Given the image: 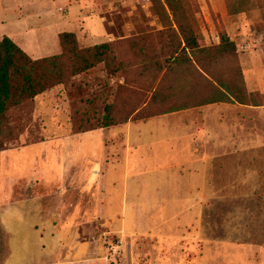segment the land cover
<instances>
[{"label":"rangeland","instance_id":"obj_1","mask_svg":"<svg viewBox=\"0 0 264 264\" xmlns=\"http://www.w3.org/2000/svg\"><path fill=\"white\" fill-rule=\"evenodd\" d=\"M77 2L79 10L75 11L74 5L60 0H0V41L3 36L11 38L33 59L56 55L60 52L58 35L76 30L66 21L57 19L68 13L76 26L77 15L82 23H86L84 18L91 23L96 22L94 15L98 14L103 18L107 36L88 42L77 32L80 47L115 42L119 43L117 48L120 51L128 53L139 50L129 43L136 39L144 52L140 55L142 62L157 58L161 63V53L173 51L182 39L178 21L183 28L192 30L200 47L218 46L220 37L225 34L235 45L236 57L224 61V69L220 71L223 82L232 89L241 81L243 101L264 105V0ZM66 6L68 12L63 10ZM173 12L176 19H173ZM127 62L131 65L141 60L131 58ZM238 69L241 79L235 74ZM140 72L130 67L122 76H108L100 66L75 77L69 84L54 87L38 96L32 107H11L1 119L0 149L6 151L0 154V264H264V148L246 154L250 157L248 161L253 160L255 165H247L251 174L244 173L239 181L240 175H236L241 171L239 167H230V172L223 173L226 167L220 162L214 165L210 196L199 200L198 212L193 214L191 222H187V231L181 234L184 237L185 232H191L194 238L191 242L174 237V221L179 215L165 211L152 215L136 214L134 218L128 213L129 221L122 228L120 197L116 199L117 218L115 207L108 206L107 218H99L100 223L93 224L94 228L88 225L79 231L74 229L96 215L93 203L87 206L79 220V209L67 214L66 224H62V245H57L50 237L53 231L48 227V219H43L44 229L34 228L37 216L38 222L40 219L35 213L46 210V202L48 207L56 204L46 212L55 219L67 207V204L57 205L59 192L56 191L64 189L65 185L59 187L57 183L67 168L68 157L78 159L80 154L81 159L91 160L77 167L85 180V187L79 190H92L94 185L98 191L105 188V183L110 191L109 183L115 181L116 175L109 170L104 179L100 171L101 159L107 154L109 169L118 167L111 165V160L116 151L120 154L122 145L116 142L107 144L104 153L99 134H87L80 145L77 141L72 149L64 152L63 137L75 134L79 127L94 128L103 118L106 105H112V108L114 105L117 111L115 120L124 121L135 107L146 102L150 97L148 91L154 89L161 78L154 72L142 75ZM258 81L261 86L256 88ZM197 82L196 79L186 80L179 74L175 77L173 96L168 102L161 104L160 91L158 103L149 104L142 113L156 114L172 105L179 107L187 98L194 104L212 95L211 89L201 87ZM87 119L91 121L89 126L85 123ZM169 120H163L161 124L172 126L173 122ZM51 121L63 128L54 127ZM114 131L106 135L114 137ZM145 138L151 142L149 135ZM167 145L173 144L136 145L131 150L135 174L140 176L126 184L128 201L137 194L158 193L140 187L148 177H143L142 172L143 168L153 169L150 163L155 164L157 159H172V153L166 150L170 148ZM35 177L40 178L42 188L51 193L37 204L29 201L34 196ZM149 180L151 175L146 182ZM53 188L56 193L52 195ZM56 207L57 212L54 211ZM183 217L190 216L182 215L181 219ZM74 237L77 238L74 240Z\"/></svg>","mask_w":264,"mask_h":264},{"label":"crops","instance_id":"obj_2","mask_svg":"<svg viewBox=\"0 0 264 264\" xmlns=\"http://www.w3.org/2000/svg\"><path fill=\"white\" fill-rule=\"evenodd\" d=\"M48 1L54 2V0ZM60 1L74 5L75 11L79 10L78 0ZM63 10L68 12L69 8L66 6ZM94 16L97 19L94 20L96 22L90 23L87 18H84L86 23H82L81 17L77 15L75 20L78 25L76 26H73V21L69 19L68 13L67 15H62L57 21H66L68 25H72L70 28L76 29L74 33H80L84 41L91 42L97 37L107 36L103 18L98 14ZM78 28L80 32L77 31ZM55 37H57L56 33ZM255 86L256 88L261 86L260 82L258 81ZM230 99L231 101L179 110L171 114L159 115L145 120H132V118H129L123 124L108 128H99L79 134H65L63 137L65 143L62 145L64 152L72 149V145L77 141L80 142V145L87 134H99V143L104 153L107 151V144L120 143L122 145L120 154L116 151L115 158L111 160L113 161L111 165L116 164L118 167L113 166L109 169L110 161L106 154L101 159V170L99 169L102 172L101 174L104 175V179H106L109 170L116 175V179L109 183L110 191H107L105 183V188H100L98 191H96L97 187H94V185L92 190H79V188L85 187V180L83 176H80L79 172L81 170L77 167L80 164L85 165L87 161L91 162V160L81 159L80 154L77 155L78 159L68 157L65 163L67 168H65L64 173L61 175V180L57 183L59 187L65 185L64 189L56 191L59 192L57 193L59 199L57 205L63 206L67 204V207L62 210L61 216L55 219L46 212L56 204H51L52 206L48 207L49 203L46 202V210L35 213V215H40V219L38 222L37 216L34 228L36 230L44 229L45 226L43 224L45 222L43 219H48V227H52L53 231L50 237L57 245H62V224H66L67 214L74 213V209L77 208L81 211L77 214L79 220V216L83 215L87 206L89 207L93 203L96 207L93 212L96 215H93L94 217H91L87 222L85 221L84 225H78L74 229L79 231L81 228H87L88 225L89 228H94L96 223H100L99 218H107L105 214L108 206L115 207L114 215L117 218L118 206L116 199L120 197L122 201L119 219L122 228L129 221L127 219L128 213L133 214L134 218L136 214L152 215L161 214V211H165L179 215V218L175 219L177 221H174V237L177 240H182L183 238V240L191 242L194 239L191 236V232H185L184 237L181 234L183 231H187L185 229L187 228V222H191L193 214L198 212L199 200L210 196L214 165L220 162L221 165L226 167L225 170L223 169V173H227L228 170L230 172V167H239L241 171H236V175H240L237 178L239 181L244 173L251 174L246 168L247 165L250 163L251 166L255 165L253 160L248 161L250 157H247L246 154L264 148V105L244 104L236 102L232 98ZM34 102L36 103V101ZM169 119L173 122L172 126L161 124L163 120L170 121ZM51 125L63 128L54 123V121H51ZM112 130H115L114 137L107 136L106 133L112 132ZM148 135L151 142H148L145 138ZM163 142L173 144L167 145L170 148L166 149L169 154L172 153V159L161 160L160 158L155 161V164L150 163V166L153 165V169L143 168V177L151 175V180L146 182L147 177L140 186L142 189L147 188L158 191V193L153 194L150 191L144 194H137L132 201H128L126 184L130 179L140 176L139 173L135 174L131 150H134L136 145H161ZM4 151H1L0 154ZM146 171L149 173H146ZM95 174H98V172H95ZM37 177H35V181L33 180L34 196L29 199L30 202L35 204L51 195L47 189L42 188V183L39 182L41 180ZM53 190L54 188L52 189V195L54 193ZM119 191H121V195L118 196ZM108 198L110 200L107 202ZM94 200H96V203ZM37 209L36 207V212ZM57 210L59 209L56 207L54 211L57 212ZM90 215L92 216L91 213ZM182 215H189L190 217L181 219ZM78 220L75 219V221ZM81 221L83 222V220ZM76 238L74 237V240Z\"/></svg>","mask_w":264,"mask_h":264},{"label":"trees","instance_id":"obj_3","mask_svg":"<svg viewBox=\"0 0 264 264\" xmlns=\"http://www.w3.org/2000/svg\"><path fill=\"white\" fill-rule=\"evenodd\" d=\"M172 16L173 19H176L174 12ZM176 23L182 39L178 41V45L173 51L161 53V63L158 62L157 58L142 62L140 55L144 52L136 39L129 41V43L136 45V49L139 50L126 53V51H120L117 48L119 43L115 42H104L82 48L79 46L74 32H63L58 35L60 48L58 54L33 59L11 38L3 36L0 41V121L11 107L20 109L32 107L37 96L43 95L54 87L69 84L75 77L88 74L100 66L108 76H122L130 67H135L141 70L140 75L146 72H154L158 76L161 75V78L156 87L148 91L150 92L148 101L146 100L141 106L135 107L124 121H116V108L114 105L113 108L112 105H106L103 118L97 123L98 125L94 128L82 129L79 127L75 134L123 124L129 118L145 120L179 110L231 101L230 98L246 104L242 99L244 92L241 81L231 89L223 82L220 75V71L224 69V61L236 57L235 45L230 42L229 38L224 34L220 37L218 46L200 47L192 30L183 28L178 21ZM167 30H172V28L167 27ZM131 58L135 61L141 60V62L130 65L127 59L130 60ZM179 74L184 76L186 80L196 79L198 85L211 89L212 95H208L194 104H191L190 102L193 101L187 98L179 107L172 105L156 114H143L142 112L148 108L149 104L158 103L160 91L161 104L168 102L173 96L175 77ZM235 74L241 79L239 69L235 71ZM85 123L86 126H89L91 121L87 119ZM0 130L2 129L0 128ZM4 150L0 149V152Z\"/></svg>","mask_w":264,"mask_h":264}]
</instances>
